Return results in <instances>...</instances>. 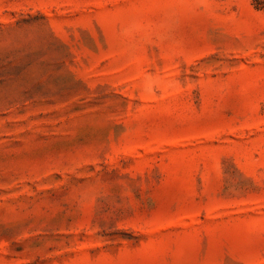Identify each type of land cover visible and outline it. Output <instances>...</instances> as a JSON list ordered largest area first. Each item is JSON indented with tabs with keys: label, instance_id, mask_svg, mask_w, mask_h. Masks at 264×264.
<instances>
[{
	"label": "rangeland",
	"instance_id": "rangeland-1",
	"mask_svg": "<svg viewBox=\"0 0 264 264\" xmlns=\"http://www.w3.org/2000/svg\"><path fill=\"white\" fill-rule=\"evenodd\" d=\"M0 264H264V0H0Z\"/></svg>",
	"mask_w": 264,
	"mask_h": 264
}]
</instances>
